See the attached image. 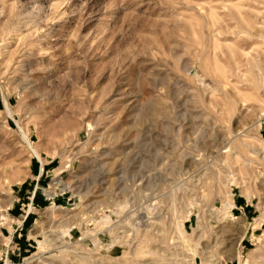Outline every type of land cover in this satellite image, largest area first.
<instances>
[{"label": "rangeland", "instance_id": "1", "mask_svg": "<svg viewBox=\"0 0 264 264\" xmlns=\"http://www.w3.org/2000/svg\"><path fill=\"white\" fill-rule=\"evenodd\" d=\"M263 111L264 0H0V264H264Z\"/></svg>", "mask_w": 264, "mask_h": 264}, {"label": "crops", "instance_id": "2", "mask_svg": "<svg viewBox=\"0 0 264 264\" xmlns=\"http://www.w3.org/2000/svg\"><path fill=\"white\" fill-rule=\"evenodd\" d=\"M45 167H41L40 170H37V174L36 176L34 177L35 178V189L33 190V192L31 193V195L28 197L29 201H31L33 203V206L36 208L37 205L40 203V195H36V193H38V190L40 189V181H42L43 179V175H44V169ZM57 190H60L59 188H57ZM39 194V193H38ZM58 197H59V194L58 192L54 193L53 195H46L45 194V197L44 199L42 200H58ZM242 203V202H241Z\"/></svg>", "mask_w": 264, "mask_h": 264}, {"label": "bare ground", "instance_id": "3", "mask_svg": "<svg viewBox=\"0 0 264 264\" xmlns=\"http://www.w3.org/2000/svg\"><path fill=\"white\" fill-rule=\"evenodd\" d=\"M6 107H7V110L10 108V105L8 103H6ZM11 110V109H10ZM9 111V110H8ZM10 112V111H9ZM264 112V111H263ZM262 113V112H261ZM10 114H12V112H10ZM263 115V114H261ZM260 118V117H259ZM256 121V120H255ZM254 124H257L259 125V122H255ZM25 137V136H24ZM28 141V140H27ZM12 199V198H11ZM12 201V200H11ZM3 218V212H0V219Z\"/></svg>", "mask_w": 264, "mask_h": 264}, {"label": "built area", "instance_id": "4", "mask_svg": "<svg viewBox=\"0 0 264 264\" xmlns=\"http://www.w3.org/2000/svg\"><path fill=\"white\" fill-rule=\"evenodd\" d=\"M27 216H28V213H27Z\"/></svg>", "mask_w": 264, "mask_h": 264}]
</instances>
